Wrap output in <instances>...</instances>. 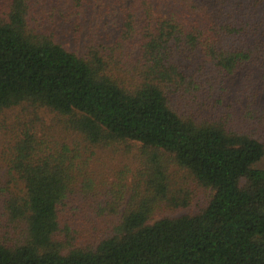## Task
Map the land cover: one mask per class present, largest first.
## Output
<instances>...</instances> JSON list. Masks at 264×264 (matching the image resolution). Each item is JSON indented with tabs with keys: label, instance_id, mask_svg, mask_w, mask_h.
<instances>
[{
	"label": "trees",
	"instance_id": "trees-1",
	"mask_svg": "<svg viewBox=\"0 0 264 264\" xmlns=\"http://www.w3.org/2000/svg\"><path fill=\"white\" fill-rule=\"evenodd\" d=\"M87 1L0 0V264H264V0Z\"/></svg>",
	"mask_w": 264,
	"mask_h": 264
},
{
	"label": "rangeland",
	"instance_id": "rangeland-1",
	"mask_svg": "<svg viewBox=\"0 0 264 264\" xmlns=\"http://www.w3.org/2000/svg\"><path fill=\"white\" fill-rule=\"evenodd\" d=\"M114 0H88L87 3L90 4L89 6H86V9L83 11L86 13V15L81 17V25H80V31L76 38H72L70 35H68V39L66 40L67 47L70 49H74L78 54L83 52V44L87 41L88 36L95 32L96 34H99L100 30L105 26V23L108 22V17L106 14L109 13L108 8L111 10H117V3L115 4L113 2ZM242 1V0H241ZM240 1V2H241ZM87 4V5H88ZM51 6H53L51 4ZM65 10V9H64ZM60 28L61 30H66L68 26V22L65 20H60ZM59 28V30H60ZM247 80H260V72L253 71L249 73H245V71H237L230 77H228L222 87L226 90V99L231 100L234 98H238L240 96V87L242 84L245 83ZM263 89L262 93H264V80L262 82ZM261 99L264 100V94L261 95ZM245 102L244 98H241L239 103L243 105ZM238 103V104H239ZM237 106V105H236ZM236 109V108H235ZM237 112V110H235ZM108 160V158H106ZM109 161V160H108ZM113 166H115L113 164ZM258 166L261 168H264V157L261 159V161L258 163ZM94 171L98 172L99 166L96 165V163L92 166ZM99 173V172H98ZM105 172L101 169V177H104ZM98 177V176H97ZM114 179V175L112 176ZM113 179H110L109 183H106V179L98 181V184L96 186L97 194L96 196L100 198H105L108 195H111V191L107 192L108 190H111ZM130 177H128V180ZM112 180V181H111ZM205 197L203 195H199L196 199H194L191 204L185 208H178L173 213H167V215L170 216H176L180 214L185 213H194L197 211V209L201 206L202 203H204ZM159 217V216H157Z\"/></svg>",
	"mask_w": 264,
	"mask_h": 264
}]
</instances>
